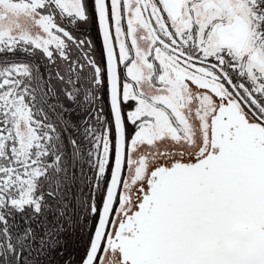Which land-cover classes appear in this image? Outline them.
<instances>
[{"label":"snow or ice","instance_id":"obj_1","mask_svg":"<svg viewBox=\"0 0 264 264\" xmlns=\"http://www.w3.org/2000/svg\"><path fill=\"white\" fill-rule=\"evenodd\" d=\"M0 264H264V0H0Z\"/></svg>","mask_w":264,"mask_h":264}]
</instances>
